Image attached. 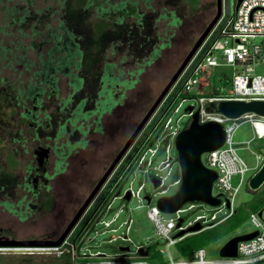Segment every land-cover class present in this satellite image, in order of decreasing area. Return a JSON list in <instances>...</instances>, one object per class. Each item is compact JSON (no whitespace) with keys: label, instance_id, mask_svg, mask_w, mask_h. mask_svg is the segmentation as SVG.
Masks as SVG:
<instances>
[{"label":"rangeland","instance_id":"1","mask_svg":"<svg viewBox=\"0 0 264 264\" xmlns=\"http://www.w3.org/2000/svg\"><path fill=\"white\" fill-rule=\"evenodd\" d=\"M121 2L131 3V15L120 18L119 11L114 10L111 16L104 17L109 25L97 31L96 23L102 17V11L98 7L102 5L105 9ZM233 6L235 0H222V13H229ZM216 10V0H199L196 10L191 9L187 0H93V3L82 8L75 7V0H0V173L7 168L8 159L13 160L18 155L15 154V148L18 147V141L24 131L29 139L24 143L23 149L27 166L33 165L31 151L36 142L58 146L59 150L65 142L73 145L82 140L86 142L83 147L65 156L67 160L63 163V171L59 175H53L51 183L55 196L54 204L50 207L42 205L40 215H37L38 211L31 209V212L25 215V223L14 225L19 239L38 237L40 234L45 236L56 224L59 229L67 225L65 222L66 218L71 216L68 215L71 203L75 209L77 205L83 204L91 191L93 181L100 179L110 166L204 29L213 20ZM172 14L177 19L175 25L172 24ZM60 25L72 34L80 51L76 72L82 78L83 87L70 94L72 90L68 86L69 78L57 72L52 77L59 88V94L51 97L48 94V86L41 84V79L51 76H40L38 72L40 65L48 60L47 52L54 44L53 40L59 33ZM106 63L114 64L113 74L120 81L128 80L134 84L125 92L113 88L117 95H122L119 106L113 113L103 116L100 124L91 123L84 127L86 135L83 136L77 126L73 128L68 120L73 108L80 102H84L87 111L94 108L99 78ZM210 70L216 77V86L219 85L221 72L232 73L227 68ZM259 72L264 73L263 70ZM186 74L185 71L176 85L183 82ZM34 86H43L46 95L35 114L39 126L36 132L32 133L33 128L25 127L20 116L19 103L22 101V93ZM201 88L205 93L211 92L210 87L205 88L202 85ZM188 106L198 108V104L192 99L182 102L178 112L173 115V121L184 114ZM202 107L205 110L204 105ZM188 121V117L181 118L180 129H184ZM252 136V130L247 124L241 125L233 136V141L238 145V154L249 168L244 176V184L235 198V207L251 201L257 193L250 191L246 184L264 160V139L253 141L247 148L245 144ZM153 147L157 148V153L153 158L152 167L147 168V173L137 170L135 174L129 175L127 181L121 183L122 193L130 186L135 191L143 184L140 197H132L128 201L117 199L113 203L112 212L104 219H112L122 209L110 229L118 228L123 221L131 218L128 236L132 244L121 238L110 242L113 237L123 236L125 227L112 233L102 225H97V234L92 232L90 236L94 240L84 243L82 254H101L114 258L122 254L120 248L130 246L134 251L135 246H145L150 248L145 259L147 264H167L170 262V256L173 260L181 259L175 246L166 247V240L156 234L153 223L147 218L148 203L145 198H151L150 205H155L161 197L151 179L156 174H167V170L157 169L167 156L164 142L161 141L159 146L154 142ZM170 156L176 158L174 147ZM59 158L61 156H53L48 167H53ZM202 162L204 165L208 164L207 154L202 155ZM16 172L22 174L23 168L16 167ZM178 176L180 177V170L178 165L174 164L165 184L172 183ZM238 180L239 177L235 176L232 183L236 186ZM16 190V186H11L9 192L14 195ZM177 190V185L170 186L165 196H170ZM17 192L22 194L19 190ZM43 199L42 197V202ZM187 207L186 205L183 208ZM212 212V208L204 204L179 214L162 213L161 217L164 220L182 218L183 225L188 227L197 216L208 217ZM36 218H40L42 228L35 223ZM11 220L13 224L14 220ZM252 231L254 227L247 220L229 236L206 246L207 259H218L219 248L231 237ZM0 248L5 249L0 251V264H70V260L66 258L59 259L52 255L34 253L28 255L29 253L23 252L22 248L31 247Z\"/></svg>","mask_w":264,"mask_h":264},{"label":"built area","instance_id":"2","mask_svg":"<svg viewBox=\"0 0 264 264\" xmlns=\"http://www.w3.org/2000/svg\"><path fill=\"white\" fill-rule=\"evenodd\" d=\"M217 68H227L230 72L232 71L230 74L221 72L218 86L215 84L216 77L210 70ZM261 70L264 71V0H243L237 10L233 6L229 13H222L217 25L186 68L187 74L178 90L176 83L108 178L94 203L92 217L84 224L79 234L72 238L68 237L59 247L22 248L23 252L52 255L59 259L67 257L70 264H147L145 259L148 256L142 257L139 253L140 249H146L145 246H135L134 251L127 246L128 251H122L121 255H116L114 258L101 254L86 255L81 251L86 241L94 240L90 236L92 232L97 234L95 230L97 225H102L112 233L125 227L124 235L113 237L110 242L121 238L132 244L128 236L131 218L123 221L118 228L110 229L122 209L112 219L104 220L112 212L113 203L117 199L126 200L127 193L130 194V199L140 197L143 184L135 191L130 186L122 193L121 183L127 181L129 175L135 174L137 170L147 173V168L152 167L153 158L157 153V148H154L153 144L156 142L159 146L163 141L167 156L160 162L157 169L167 170V174L164 176L156 174L152 178L159 182L155 189L162 197L167 194L170 186H179L181 181L179 176L172 183L165 184L172 166L178 165L177 156L176 158L170 156V151L174 147L175 137L182 130L179 125L181 118H189L187 127L197 110L200 123L216 121L223 125L226 133L223 146L207 154L208 164L205 165L217 174L212 195L219 197L220 205L210 206L213 212L208 217L197 216L192 223L188 224V227H185L182 218L164 220L161 217L162 212L156 204L150 205L151 198L147 196L146 198H149L147 218L153 223L156 234L166 240V247L175 246L184 238L211 229L227 220L234 213L235 198L244 184L245 174L249 171L248 166L238 154V145L233 141V136L241 125L247 124L253 134L245 144L247 148L253 141L264 139V117L255 113H246L239 118L228 119L220 114L208 112L207 107L210 103L230 100L264 102V73H260ZM202 85L205 88L210 87L211 92L209 94L203 92ZM188 99L194 100L198 108L192 106V111H184V114L173 121V115L178 112L182 102ZM178 100L180 101L175 105ZM203 105L205 110L202 109ZM235 176L239 177L236 186L232 183V178ZM227 202L229 208L226 207ZM186 205L188 207L184 209ZM196 206L201 207L204 204L186 203L174 213L179 214ZM223 209L226 210L223 211ZM259 212H261L260 216L258 213H252L248 219L254 227L252 232L256 231L257 236L238 244L236 258L207 259L205 248H202L195 251L189 258L173 260L170 256V262L167 264H264V207ZM180 220L182 222L177 227ZM195 224L200 225L199 231L175 238L177 233L186 231Z\"/></svg>","mask_w":264,"mask_h":264},{"label":"water","instance_id":"3","mask_svg":"<svg viewBox=\"0 0 264 264\" xmlns=\"http://www.w3.org/2000/svg\"><path fill=\"white\" fill-rule=\"evenodd\" d=\"M243 0H235V9L237 10ZM216 14L213 20L207 25L203 33L197 39L192 49L189 51L175 74L171 77L168 84L165 86L159 97L156 99L152 107L145 114L141 122L135 128L134 132L130 135L122 149L118 152L104 175L93 188L90 195L84 201L83 205L77 211L73 219L70 221L61 236L52 242H24V243H9L0 246L5 247H59L62 245L67 236L71 233L76 226L81 216L88 208L96 194L102 188L104 183L108 180L116 166L121 159L128 152L133 145L147 122L151 119L153 114L159 108L164 98L168 95L173 86L178 82L179 78L183 75L189 63L197 54L207 37L217 25L222 15V0H216ZM193 107L188 106L184 111H192ZM210 113L220 114L228 119H236L246 113H255L264 117V102L262 101H220L218 103H210L207 107ZM226 133L222 124L216 121H207L204 123L199 122V111H195L192 116V121L188 126L182 129L174 140V148L178 160L180 170V184L178 190L170 196L160 197L156 205L162 213H174L179 210L186 203H201L211 207L220 205L218 196L212 195L213 183L217 178L215 171L207 168L202 162V155L213 152L221 148L225 142ZM38 160L43 161L46 156L45 151L39 150ZM154 188L159 185L158 180H151ZM264 185V160L259 168L254 172L247 182V187L252 192H258ZM125 199H130V194L127 193ZM147 203L149 198H145ZM229 208V203L226 205ZM261 212H258V216ZM181 220L177 227L180 226ZM200 230V225L195 224L176 234L175 238H180L186 233H194ZM257 236V232H251L244 235H236L227 240L218 250V257L220 258H236L238 244L241 242L249 241ZM121 251H128V248H120ZM139 253L142 257H147L149 249H140Z\"/></svg>","mask_w":264,"mask_h":264},{"label":"flooded vegetation","instance_id":"4","mask_svg":"<svg viewBox=\"0 0 264 264\" xmlns=\"http://www.w3.org/2000/svg\"><path fill=\"white\" fill-rule=\"evenodd\" d=\"M57 61H58V58L55 57L53 63H51L49 66L48 65L45 66L43 64L40 65V71L38 72L40 76H45L46 74L51 76L49 78L44 77L43 79H41L42 81L41 84L43 83L44 86L45 84L48 86V94L51 97H55L59 94V88L56 85V82H54L55 79L52 77L57 72L62 73L59 71V65L57 64ZM109 64H112V63H109ZM103 72H104V68L99 78V86H98V91L96 93V100L94 103L95 104L94 108L91 109L90 111H87L84 108L85 107L84 102H80L77 106H75V108H73L72 113L68 120V122L73 128L77 126V128L80 130L81 135L83 136L86 135L84 127L89 126L91 123L95 125L100 124L103 116L113 113V111L116 110V108L120 104V99L122 95H117L115 90L112 88L114 92L113 100L115 102V105L112 107L111 111L107 113L104 112L102 114H100L99 111L97 113L95 112L97 109L99 108L101 109L100 107L101 104L98 103V101L104 100V98L100 97L99 95L102 89V86H103V82H102ZM62 74L66 76L67 78H69L68 86L72 90L70 91V94L72 92L75 93L74 87L72 85L74 83L73 76L77 75L79 79H81V82H82V78L76 72L75 65L67 66L64 70V73ZM82 83H81L80 89L83 87ZM115 87L118 88L119 91L121 92H125L129 90V89H124V87L119 84H115L114 88ZM55 88H57V92ZM44 89L45 88L43 86H36V88L33 90L30 87L27 92L22 93L21 95L22 101L19 103V105L21 106L20 116L25 124V127L27 126L28 128L29 127L33 128L31 129L33 130L32 133H34V131L36 132L37 127L39 126L38 119L35 114L39 111L40 102L43 99V97L46 95ZM78 111L82 112L83 115L88 114L90 117L88 119H82L83 115L77 117L75 114ZM92 111L95 113L92 114L91 113ZM79 127H81L82 130ZM96 129L99 130L98 127H96ZM25 132L26 131L23 132V136H21L18 141V147L15 148V154H18V155H16L13 158V160L10 159L9 161L8 159V164L6 166L7 168H5L6 171L4 169V171L0 173V245L9 244V243L55 241L61 236V234L64 232V230L66 229L70 221L73 219V217L77 213V211L83 205V204L81 206L79 205L80 207L77 205V209H75V206H73L71 203V210L69 211L70 213L68 214L69 216L70 215L71 216L66 218L67 221L65 223H67V225L64 226L62 229H59L56 224V227L53 230H51L49 234H46L45 236L40 234L38 237L30 236V237L23 238V239L18 238V236L15 233L16 229L14 225L25 223V221L27 220V217L25 215L29 214L31 212V209H33L34 211H38L37 213L39 214L37 215H40L42 207H43L42 205L50 207L54 204L55 196L52 192L53 187L51 183V181L53 180V175L55 176L59 175L60 172L63 171V165H64L63 163L66 157L70 155V153L76 150L77 148L83 147L86 143L84 140L77 142L74 145L70 144L69 142H65V144H63L64 146L62 145L63 148L59 150L58 146H53L45 142H40V143L36 142L31 151L32 157H33V165L27 166L25 165V161H24L25 151L23 149H24V143L26 144V141H29V139H27V134H24ZM64 147H66V150H64ZM39 150L46 152V156L43 161L38 160V156L40 153ZM53 156L55 157L61 156V158H59L58 161L54 163L53 167H48V164L49 162H51V158ZM16 167L23 168V173L22 174L17 173ZM100 179L93 181L91 185L90 193L92 192L93 188L96 186V184L98 183ZM104 185L99 190V192L96 194V196L94 197V199L92 200L88 208L85 210V212L81 216L76 226L73 228L71 233L67 236V238L70 236H71L70 238H72L73 236L78 235L82 227L84 226L83 225L81 227L82 223L84 222L86 223L92 217V208L94 207L95 205L94 203L98 195L100 194L101 190L103 189ZM11 186H16L17 190L22 192V194H19V192H17L16 190L14 195H11V193L9 192V190L11 189ZM42 197L44 198L43 202H42ZM86 199L87 198H85V200ZM56 218H57V215H56ZM11 219L14 220L13 224H11L12 223ZM35 221H36L35 223L37 224V226L40 228L42 226L40 218H36ZM0 247H5V246H0ZM28 255H33V254L29 253Z\"/></svg>","mask_w":264,"mask_h":264},{"label":"trees","instance_id":"5","mask_svg":"<svg viewBox=\"0 0 264 264\" xmlns=\"http://www.w3.org/2000/svg\"><path fill=\"white\" fill-rule=\"evenodd\" d=\"M191 6L192 10H196V6L199 0H187ZM93 3V0H75V7L82 8L84 6H88ZM98 8L102 11V17L96 23V30L101 31L109 25L108 20H105L104 17L111 16L112 11H119L120 18H124L126 15H131L130 11L132 10L131 3L121 2L119 4L110 5L104 9L102 5ZM107 14V15H106ZM16 15V12L13 14ZM173 22L175 25L177 23V19L174 15H171ZM59 33L57 37L54 38L53 46L47 52V62L43 65L49 66L53 63L55 57L58 58L57 64L59 65V71L64 73V70L67 66L76 65L79 63L80 51L78 50L77 44L74 42V38L71 33H69L66 29L63 28L62 25L59 26ZM157 51L155 52V55ZM54 57V58H53ZM201 56H199L200 58ZM113 67L114 64L107 63L104 67V72L102 76L103 86L99 93L100 97L104 98V100H99L101 109H97L95 112L99 111L100 114L110 112L112 107L115 105L113 100L114 92L113 89L115 84H119L124 87V89H130L133 87V82H129L128 80L120 81L117 77L113 75ZM74 83L72 84L75 92H77L81 87V79L77 75L73 76ZM214 81V80H213ZM54 82H56L54 80ZM110 86V87H108ZM56 87V86H55ZM180 87V83L177 85V90ZM36 86L31 87V89H35ZM57 92V88H55ZM107 106H105V105ZM95 112H91L92 114ZM77 117L82 116V112H76ZM90 116L88 114H84L82 119H88ZM77 120V119H76ZM81 129V127H79ZM82 130V129H81ZM264 207V185L258 191L251 201L247 202L244 205L237 206L234 210V213L223 223L205 230L201 233L188 236L181 240L180 242L175 244V249L178 255L181 258H189L194 254L195 251L205 248L211 243L222 240L225 237L232 234L235 230H237L244 222L249 219V215L252 213H258ZM149 252H150V248ZM68 259L67 257H64ZM70 263V261H69ZM54 264V263H51ZM57 264V263H55Z\"/></svg>","mask_w":264,"mask_h":264},{"label":"bare ground","instance_id":"6","mask_svg":"<svg viewBox=\"0 0 264 264\" xmlns=\"http://www.w3.org/2000/svg\"><path fill=\"white\" fill-rule=\"evenodd\" d=\"M3 250H5V249H1V248H0V251H3ZM13 250H14V249H13Z\"/></svg>","mask_w":264,"mask_h":264}]
</instances>
